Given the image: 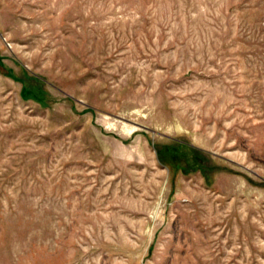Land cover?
I'll list each match as a JSON object with an SVG mask.
<instances>
[{
	"label": "rangeland",
	"instance_id": "obj_1",
	"mask_svg": "<svg viewBox=\"0 0 264 264\" xmlns=\"http://www.w3.org/2000/svg\"><path fill=\"white\" fill-rule=\"evenodd\" d=\"M0 264H264V0H0Z\"/></svg>",
	"mask_w": 264,
	"mask_h": 264
}]
</instances>
